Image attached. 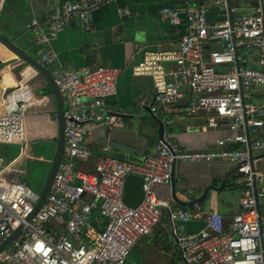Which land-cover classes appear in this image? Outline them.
Instances as JSON below:
<instances>
[{"label": "built area", "instance_id": "built-area-1", "mask_svg": "<svg viewBox=\"0 0 264 264\" xmlns=\"http://www.w3.org/2000/svg\"><path fill=\"white\" fill-rule=\"evenodd\" d=\"M100 1L65 2L45 19L46 31L38 21L29 29L38 42H49L75 19L89 28L88 12ZM210 1L226 11L220 21L209 22L207 6L190 0L181 9H162L164 20L184 25L178 48L145 52L131 71L151 79L149 110L155 117L172 115L167 124L201 117L209 129L234 135L217 140L215 151L188 152L163 132L154 152L138 159L107 152L94 156L87 140L95 126L114 122L105 99L115 94L120 70L67 71L56 67L50 51L42 53L40 63L62 99L64 150L47 197L34 213L44 179L35 188L29 179L6 178L0 170V246L17 231L0 250V264H139L129 255L160 223L163 210L180 253L178 264H264V100L257 99L264 96V17L258 8L230 20L227 0ZM185 90L189 102L176 107ZM33 104L23 77L4 94L0 144L23 140L25 114ZM236 144L241 148H230ZM93 157L92 169L80 166ZM177 162L235 168L234 181L243 190L239 211L226 220L199 203L175 210L160 199L157 189L170 183ZM129 175L143 179L136 207L123 202ZM190 222L201 227L186 233L182 225Z\"/></svg>", "mask_w": 264, "mask_h": 264}, {"label": "crops", "instance_id": "crops-1", "mask_svg": "<svg viewBox=\"0 0 264 264\" xmlns=\"http://www.w3.org/2000/svg\"><path fill=\"white\" fill-rule=\"evenodd\" d=\"M73 1L93 4L96 0H0V32L13 37L14 43L39 63L40 55L50 51L59 69L69 71L103 66L120 70L115 94L105 99L106 109L114 117V122L95 126L87 140L94 156L107 152L138 159L153 153L161 138L157 119L162 122L166 136L188 152L215 151L217 140L234 135L226 129H209L201 117L177 120L173 124L166 122L172 117L170 114L155 117L149 110L154 96L151 79L132 74V67L145 52L178 48L184 25H173L164 20L161 10L181 9L184 0H101L88 12L89 28L75 19L49 42H38L29 25L38 21L46 31L45 19L58 11L63 3ZM190 1L207 6L209 22L220 21L226 14L224 9L211 5L210 0ZM230 5L233 15L245 14L235 12L239 9L259 8L264 17V0H230ZM23 77L34 104L25 114L23 140L4 144L20 146L13 153V159L0 156V170H4L6 178L30 179L34 173L40 175L42 170L32 167L33 159L29 161L32 162L30 166L27 161L28 152L38 155L39 151L35 152L36 142L31 141L46 137L48 142L42 144H47L49 152L54 151L57 138V101L48 82L0 43V111L4 94L17 87ZM190 95L185 90L184 98L175 106L184 107ZM257 99L264 100V96L260 94ZM4 159L8 160L6 164ZM93 161L94 157L80 166L92 169ZM28 167L32 172L27 176ZM233 169L223 163L177 162L174 165V191L178 201L172 196L170 183L158 188L157 196L170 201L175 210L188 209L195 202L204 210H214L229 220L239 211L243 192L234 181L238 173ZM223 181L225 184L220 191L210 189L220 187ZM166 218L167 212L163 210L160 223L136 244L129 255L130 260L139 264H178L180 253L171 243ZM182 226L186 233H192L201 224L190 222Z\"/></svg>", "mask_w": 264, "mask_h": 264}, {"label": "water", "instance_id": "water-1", "mask_svg": "<svg viewBox=\"0 0 264 264\" xmlns=\"http://www.w3.org/2000/svg\"><path fill=\"white\" fill-rule=\"evenodd\" d=\"M227 11H228L229 19L232 20L233 13L231 11L230 0H227ZM235 12L236 13H250V12H254V10L253 9H239V10H236ZM14 40L15 39L13 37H8V36L4 35L2 32H0V43L2 45H4L8 50H10L12 53H14L18 59L22 60L24 63L31 66L33 69H35L38 73H40L44 77V79L48 82L50 89H51V91H52V93L55 96L56 101H57L56 121H57L58 129H57V138L55 141V149H54V153H53L52 161L50 163L49 170L47 171L45 178L43 180L41 190L37 194V202H36L34 209H33V213H34L35 211L38 210L40 205L44 202L45 198L47 197V194H48L50 186L52 184L53 177H54V174L56 172L57 166H58V164L62 158V154H63V150H64L63 107H62V99H61L60 93H59L58 88L55 85V82H54L52 76L50 75V73L38 61L31 58L26 52H24L22 49H20L14 43ZM157 122L159 124L158 135H159V137H161L163 130H164L163 124L158 119H157ZM233 170L236 171L235 168ZM142 183H143V179L140 176L129 175L126 177L125 182H124V188H123V202L125 205H127L129 207H136L141 202V200L143 198ZM224 184H225V181L222 182L220 187H210V189L211 190L213 189L216 192H218L223 188ZM170 185L172 186V196L175 199V201H178L175 197V191H174V172L172 175V179L170 181ZM207 191H208V189L205 191V195H206ZM16 233H17V231H15L0 246V250H2L9 243V241H11V239L15 236Z\"/></svg>", "mask_w": 264, "mask_h": 264}, {"label": "rangeland", "instance_id": "rangeland-1", "mask_svg": "<svg viewBox=\"0 0 264 264\" xmlns=\"http://www.w3.org/2000/svg\"><path fill=\"white\" fill-rule=\"evenodd\" d=\"M30 142V141H29ZM31 142H36V143H34V149H35V152L37 151V150H39L38 151V155L37 154H33V153H30V152H28V154H27V161L29 162L31 159H33V161L32 162H35V163H33L32 164V167H33V165L34 166H36V165H38L37 163H39L40 164V167H39V170L40 169H42V167L43 168H48V170H49V167H50V163H51V161H52V157H53V153H54V151H53V149L52 150H50L49 152L47 151L48 149H47V144H42V143H47L48 141H47V138L46 137H44V138H42V137H37V139L36 138H34V139H32V141ZM31 144V143H30ZM42 144V145H41ZM4 145V144H3ZM41 145V147H40V149H39V146ZM54 147V146H53ZM19 148H20V146L19 145H11L10 147H9V149H8V151H10V153H11V155L13 154V153H15V152H17V150H19ZM1 149H2V146L0 145V151H1ZM7 159H4V164H6L7 163ZM31 162V163H32ZM37 162V163H36ZM31 163L29 162V166L31 165ZM31 167H28L27 168V176L28 175H31V170L32 169H30ZM35 169V168H34ZM47 170V171H48ZM40 172V171H39ZM32 177V175L29 177L30 179H29V181H30V183H31V185L32 186H34L35 187V185L37 184V182L39 181V179H40V177H37V178H35V181L33 182V178H31ZM228 194V196H230L229 195V193H227Z\"/></svg>", "mask_w": 264, "mask_h": 264}, {"label": "trees", "instance_id": "trees-1", "mask_svg": "<svg viewBox=\"0 0 264 264\" xmlns=\"http://www.w3.org/2000/svg\"><path fill=\"white\" fill-rule=\"evenodd\" d=\"M1 146H2V149L0 151V156H3L5 158H7V159L9 158L10 160L15 157V154H12L11 155L9 152H8V154H6V151L5 150L8 151V149L10 147L9 145H1ZM230 148H232V149H239V148H241V146L239 144H236V145H231ZM37 164L38 165H36V166L33 165V167L34 168H39L40 167V164L39 163H37ZM41 170H42V173H41V176H37V177H40V179L37 182V184L35 185V188H37L40 185L41 181L45 178V175L47 173L48 168H42ZM37 177H35V178H37ZM35 178L32 179L33 182L35 181Z\"/></svg>", "mask_w": 264, "mask_h": 264}]
</instances>
